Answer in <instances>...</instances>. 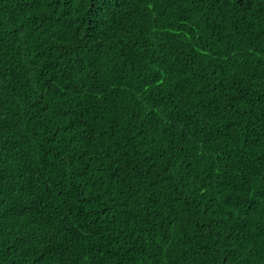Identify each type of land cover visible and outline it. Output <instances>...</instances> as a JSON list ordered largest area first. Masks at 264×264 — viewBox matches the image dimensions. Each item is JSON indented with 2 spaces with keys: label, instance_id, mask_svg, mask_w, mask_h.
Instances as JSON below:
<instances>
[{
  "label": "trees",
  "instance_id": "obj_1",
  "mask_svg": "<svg viewBox=\"0 0 264 264\" xmlns=\"http://www.w3.org/2000/svg\"><path fill=\"white\" fill-rule=\"evenodd\" d=\"M0 264H264V0H0Z\"/></svg>",
  "mask_w": 264,
  "mask_h": 264
}]
</instances>
